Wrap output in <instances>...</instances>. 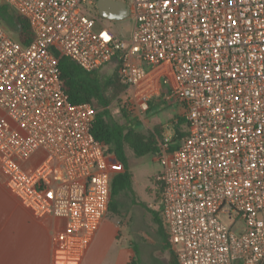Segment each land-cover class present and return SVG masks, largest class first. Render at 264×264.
<instances>
[{
    "label": "built area",
    "instance_id": "1",
    "mask_svg": "<svg viewBox=\"0 0 264 264\" xmlns=\"http://www.w3.org/2000/svg\"><path fill=\"white\" fill-rule=\"evenodd\" d=\"M96 4L0 0L34 34L24 45L0 22L7 189L63 222L55 263L81 264L123 165L92 134L94 105L70 100L59 63L93 73L116 60L138 100L162 91L184 110L187 134L166 136L159 154L158 211L179 264H264V0H128L129 39Z\"/></svg>",
    "mask_w": 264,
    "mask_h": 264
},
{
    "label": "rangeland",
    "instance_id": "2",
    "mask_svg": "<svg viewBox=\"0 0 264 264\" xmlns=\"http://www.w3.org/2000/svg\"><path fill=\"white\" fill-rule=\"evenodd\" d=\"M119 1L128 3V0ZM89 9L99 14L97 7H89ZM104 23L123 39H129L134 29V21L131 18L122 21L104 19ZM4 26L15 39L19 38L16 31ZM117 70L118 62L113 60L98 70L96 75L104 85L107 80L113 79ZM106 96L112 97L107 109L114 122L141 133L153 132L157 127H162L163 138L160 141V147L166 136H170L178 129L181 131L186 129L181 126L180 122V118L184 117L183 108L162 91H157L147 99L141 100H138L128 87L116 97L113 96L112 90L108 89ZM93 103L97 110H102L97 100ZM159 154H149L139 158L130 148H127L133 174L132 191L123 193L119 198L126 214L118 216L108 211V217L117 218L120 226L127 230L131 235V240L139 248L140 255L136 264H171L168 260L169 252L164 248L153 214V212H158L161 199L162 166ZM31 164L28 163L25 168L30 167Z\"/></svg>",
    "mask_w": 264,
    "mask_h": 264
},
{
    "label": "trees",
    "instance_id": "3",
    "mask_svg": "<svg viewBox=\"0 0 264 264\" xmlns=\"http://www.w3.org/2000/svg\"><path fill=\"white\" fill-rule=\"evenodd\" d=\"M0 21L8 28L16 31L19 36L17 39L24 45L32 43L34 34L26 18L17 15L7 6H0ZM59 67L64 82V90L73 103H92L94 105L93 101L97 100L99 107L102 108L101 111L97 110V107L94 105L97 113L93 122L92 134L97 141L105 146L107 152L114 154L123 165V171L113 180L109 210L118 216L126 214L123 209L124 205L120 203L119 198L123 193L132 191L133 174L127 156V148H130L139 158L149 154H159L163 129L162 127H157L153 132L141 133L112 120L107 109L112 97L106 96V90L111 89L113 96L116 97V95L127 88L120 81L119 65L113 79L107 80L104 85L98 79L96 72L87 73L68 58H61ZM180 122L181 126L186 128L185 119L180 118ZM176 132L181 138L187 134V128L185 131L178 129ZM163 188L164 186L161 182L160 198ZM153 214L158 224L159 233L170 250V263L179 264L178 257L171 247L169 233L163 222L161 211L153 212ZM137 255H139L138 250ZM136 263L137 260L134 261V264Z\"/></svg>",
    "mask_w": 264,
    "mask_h": 264
},
{
    "label": "crops",
    "instance_id": "4",
    "mask_svg": "<svg viewBox=\"0 0 264 264\" xmlns=\"http://www.w3.org/2000/svg\"><path fill=\"white\" fill-rule=\"evenodd\" d=\"M62 228L61 220L38 217L24 207L0 172V264H57L54 235ZM130 236L117 218L107 214L81 264H134L140 251ZM162 241L170 261V250Z\"/></svg>",
    "mask_w": 264,
    "mask_h": 264
},
{
    "label": "water",
    "instance_id": "5",
    "mask_svg": "<svg viewBox=\"0 0 264 264\" xmlns=\"http://www.w3.org/2000/svg\"><path fill=\"white\" fill-rule=\"evenodd\" d=\"M100 16L109 21H122L130 18V9L124 1L97 0Z\"/></svg>",
    "mask_w": 264,
    "mask_h": 264
}]
</instances>
